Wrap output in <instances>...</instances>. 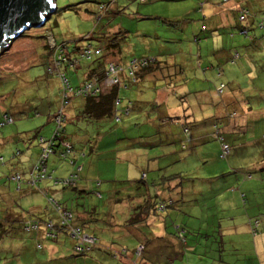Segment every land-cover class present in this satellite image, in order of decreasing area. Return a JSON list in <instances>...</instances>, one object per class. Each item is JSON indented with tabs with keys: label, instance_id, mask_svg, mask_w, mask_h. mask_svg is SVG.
Segmentation results:
<instances>
[{
	"label": "clouds",
	"instance_id": "clouds-1",
	"mask_svg": "<svg viewBox=\"0 0 264 264\" xmlns=\"http://www.w3.org/2000/svg\"><path fill=\"white\" fill-rule=\"evenodd\" d=\"M0 264H264V0H0Z\"/></svg>",
	"mask_w": 264,
	"mask_h": 264
}]
</instances>
